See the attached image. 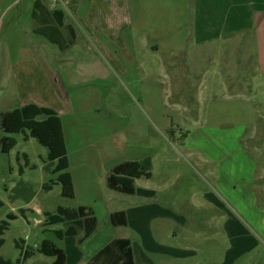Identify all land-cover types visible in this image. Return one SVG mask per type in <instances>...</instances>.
I'll use <instances>...</instances> for the list:
<instances>
[{"label":"rangeland","instance_id":"1","mask_svg":"<svg viewBox=\"0 0 264 264\" xmlns=\"http://www.w3.org/2000/svg\"><path fill=\"white\" fill-rule=\"evenodd\" d=\"M11 1L0 3L5 6ZM56 1L68 12V22L77 28L73 44L57 60L53 54L45 63L38 57L34 63L23 62L18 47H14V57L8 59L2 41L5 20L0 25V121L2 114L26 101L64 110L68 114L65 119L77 116L92 124L95 134L108 136L126 156L151 157L154 176L137 180V185L170 186V193L179 200L214 190L212 181L203 178L198 162L202 157L241 156L244 172L253 169L264 174V25L257 30L255 24L234 46L205 49V58L195 64L196 74L192 75L182 59H196L198 50L186 47L173 58L180 63L173 65V59H166L155 49L154 19L137 16V0L135 6L133 0ZM32 2L14 0V23H19L14 34L18 31L20 41L27 39ZM247 8L244 0V10ZM129 14L131 26L123 30ZM255 18L258 23L263 14ZM97 29H106L108 35ZM162 65H172L167 77H162ZM212 70L219 72V79L208 78ZM207 81L213 89L200 88ZM222 82L227 85L226 92L219 89ZM6 136L16 140L9 153L1 150ZM23 153L29 165H24ZM46 155L47 148L35 138L25 140L23 133L9 134L0 126V224L3 220L8 223L0 236L3 258L14 261L20 257L21 250L14 245L19 238L25 241V248H35L41 238L68 252L75 248V238L61 241L55 237L53 230L62 225L41 231L44 216L38 209L55 213L58 206L76 207L79 202V193L76 198L62 196L60 184L52 185L48 192L42 189L44 183L57 177L44 168ZM208 165L215 168L213 162ZM23 184L34 192L26 219L19 211L26 206V198L18 194ZM97 185L100 194L109 191L102 179ZM254 189L244 187L243 198ZM219 200L215 206H192L189 201H181L171 209L180 217L167 224L179 233L176 244L187 242L181 233H200V238L188 241L192 242L188 247L194 251L197 264H264V194L254 205L246 200L240 204ZM111 204L117 209L127 208L125 201L113 200ZM95 211L97 231L80 246L86 256L113 237L137 235L133 224L112 227L101 202ZM8 214L16 215V219H8ZM215 217H219V223ZM52 259L35 253L29 262L21 264H50Z\"/></svg>","mask_w":264,"mask_h":264},{"label":"crops","instance_id":"2","mask_svg":"<svg viewBox=\"0 0 264 264\" xmlns=\"http://www.w3.org/2000/svg\"><path fill=\"white\" fill-rule=\"evenodd\" d=\"M61 1L63 4L65 0ZM134 1L133 6L136 5ZM260 1L262 4L258 1L257 3L254 0H247L248 8L244 10V0H137V16L154 19L155 26L153 30L151 29L153 31L154 47L156 50L161 51L166 59L178 57L184 52L186 47L198 50L196 59L193 57L182 59L184 60L183 63L189 68L190 73L194 75L196 74L194 70L195 64L199 63L200 59L205 58V49L219 47L220 45L234 46L243 33L253 29L256 26L255 24H258L257 30L261 29L264 25V0ZM128 11L130 12L129 7ZM260 13L263 14V18L257 23L255 15ZM67 18L68 12L63 6H59L56 0H33L25 31L27 39L24 42L19 40L18 34H16L18 31L14 34V30L18 29L19 26L16 20V23H14V0L5 6L0 3V25L5 20V26L2 31V41L6 49L5 55L8 59H11L14 57V47H18L20 48L18 55L21 57L20 60L23 59L21 60L23 62L34 63L36 62V57H38L45 63L50 60L53 54L56 56V60L61 58L68 47L73 44L77 31L76 26L72 25L70 21L68 22ZM127 22L129 23L123 30L131 26L130 14ZM97 30L100 34H107L106 29ZM151 30L149 29V32ZM14 35L18 38L16 41H14ZM36 49L38 50L36 51ZM177 63H180L179 60L173 59L172 64ZM171 68L172 65L171 67H163L162 65V77H167ZM207 76H209L210 80L219 79V72L212 70L209 71ZM218 86L222 92L227 91L225 83H219ZM200 88L211 90L213 85L207 81ZM29 103L51 108L47 105H39L33 101L23 102L16 108ZM51 109L58 114L61 120L68 158V167L65 171L69 173L71 178L72 198H76L79 193L78 205L64 208H85L82 228H77L78 225L73 222L47 225L45 213L51 212L38 209L44 216V220L41 223L42 232H46L48 227L56 225H62L63 228L54 229V235L55 231H66L69 226L76 228V234L74 235H65L62 238H57L55 235L61 241L75 238V244L78 247L75 245V248L70 249V252L50 240L55 246L64 250L66 255L65 264H125L123 254L127 250L129 252L128 264H197L196 260H194V251L188 247V244L192 245V242L188 241H194L200 238L202 234L181 233L183 240L187 242L181 245L176 244L179 233L168 228L167 224L176 222L180 217L171 209L179 206L181 201H187V203L189 201L192 206L202 203L215 206L220 204L221 200L219 198L235 204H240L246 200V202L254 205L258 200V196L264 194V174L256 173L253 169L244 172L241 156L237 157V155L234 158L223 155L222 157H208L207 159L202 157L198 159L199 166L203 170V178L207 177L214 185L212 192L202 193L199 196L189 194L179 200L180 198L170 193V186L159 185L150 187L137 185L136 181L144 177L134 179V184L136 187L154 191V195L151 197L125 194L110 189L107 185V177L111 169L125 161L149 159L151 162V176L145 179L153 178L152 158L149 156H126L123 148L120 149L108 136L99 137L95 134L92 124L80 120L77 116H75V119L71 116L67 120L64 118V116H68L66 111ZM28 138L30 137L24 139ZM22 158L24 165H29V159L25 153L22 154ZM16 159H19L18 154ZM211 162L215 163V168L213 169L208 165ZM54 165L55 162L52 163L50 170ZM31 167H34V165H31ZM72 168H74V172H72ZM20 171L22 173L21 167L19 173ZM55 174L58 175L59 173ZM100 179L104 181L106 190H109L103 194L98 191L97 182ZM54 184L59 183L55 182ZM43 185L42 189L44 191L48 192L51 190L52 185L48 189H44ZM253 186L257 194L254 191L255 194L249 192V196L243 198V188L245 187L246 190L249 188L250 190V187ZM24 190L25 187H21V191ZM114 192L124 194L125 197L116 195ZM33 199L34 196L25 201V208H20L19 210L21 216L25 219V212L30 210L29 207ZM113 200L118 202L125 201L127 208H115V205L111 204ZM98 202L102 203L106 213L105 216L112 227H125L133 224L137 235L135 238L128 236L113 237L94 253L86 256L81 251L80 246L97 231L98 218L95 207ZM118 212L124 213V224H112L111 215ZM14 219H16V215H14ZM215 222H220L219 217H215ZM231 222L233 223L234 221L231 220ZM223 228H227V221L224 222ZM44 239L46 238H41L35 248L26 246V248H31L35 252L21 263L29 262L35 253L40 256H46L37 251ZM14 245L16 248L26 249V243L22 238H19L18 241L15 240ZM46 257L53 258L50 256ZM53 260L54 258L50 264H52Z\"/></svg>","mask_w":264,"mask_h":264},{"label":"trees","instance_id":"3","mask_svg":"<svg viewBox=\"0 0 264 264\" xmlns=\"http://www.w3.org/2000/svg\"><path fill=\"white\" fill-rule=\"evenodd\" d=\"M0 126L6 133H23L24 138H35L41 145L47 148L46 170L50 173H59L55 180H51L49 184L43 185L44 189H48L55 182L61 185V194L64 197H73V188L71 178L68 172L65 170L68 167L67 150L62 133L61 120L58 114L48 107L38 106L34 103L26 104L22 107L15 108L8 111L1 116ZM28 133H25V131ZM16 144V140L13 137L6 136L2 138L1 150L3 153H8ZM55 162L54 167L50 170L52 163ZM151 162L149 159H142L138 161H125L114 166L108 177L107 185L110 189L116 190L125 194H136L139 196L151 197L154 195V191L136 187L134 179L141 177L149 178L151 176ZM21 173V171H20ZM21 187H25L24 191L19 189L18 194L24 195L26 201L34 196L31 186L23 184ZM0 201V207L2 206ZM84 207L77 209H67L64 207H57L55 213H45L46 224L54 225L62 222L76 223L77 228H82L84 223ZM8 219H14V214H8ZM112 224H124L125 215L123 212L114 213L111 215ZM7 221L3 220L0 224V236H2L4 230L7 228ZM68 230L55 231L57 238H62L65 235L76 234V228H70ZM3 244V239L0 237V246ZM21 250V255L15 261L6 259L0 256V264H20L27 258L34 254V250L26 248ZM46 256L53 257L52 264H65L66 255L63 249L55 246L50 240L44 239L37 250ZM128 250L124 252V263L129 262ZM130 264V263H129Z\"/></svg>","mask_w":264,"mask_h":264}]
</instances>
